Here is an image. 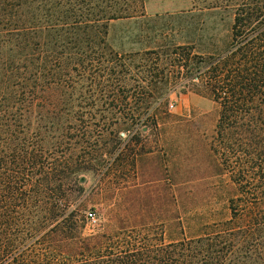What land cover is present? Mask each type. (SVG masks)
<instances>
[{
  "label": "trees",
  "instance_id": "1",
  "mask_svg": "<svg viewBox=\"0 0 264 264\" xmlns=\"http://www.w3.org/2000/svg\"><path fill=\"white\" fill-rule=\"evenodd\" d=\"M138 1L0 0V264H264V0L232 5L220 48L119 52L108 24ZM187 92L218 106L206 155L231 185L228 217L165 241L152 219L94 213Z\"/></svg>",
  "mask_w": 264,
  "mask_h": 264
},
{
  "label": "rangeland",
  "instance_id": "2",
  "mask_svg": "<svg viewBox=\"0 0 264 264\" xmlns=\"http://www.w3.org/2000/svg\"><path fill=\"white\" fill-rule=\"evenodd\" d=\"M236 1L143 0L142 7L138 1V17L110 21L108 39L122 53L143 52L153 43L165 46L163 50L177 43L211 51L228 41ZM166 107L146 137L152 151L137 157L134 170L128 158L90 203L94 213L108 218L117 211L127 213L133 217L129 223L136 221L137 226L152 219V228L162 230L169 241L196 235L204 223L227 218L231 185L226 177L213 175L206 155L217 104L187 92L171 94Z\"/></svg>",
  "mask_w": 264,
  "mask_h": 264
}]
</instances>
